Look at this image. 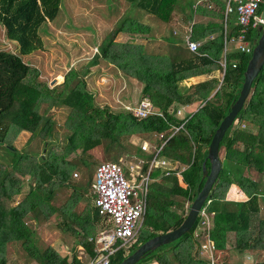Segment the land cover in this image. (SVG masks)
Wrapping results in <instances>:
<instances>
[{"label": "trees", "instance_id": "obj_1", "mask_svg": "<svg viewBox=\"0 0 264 264\" xmlns=\"http://www.w3.org/2000/svg\"><path fill=\"white\" fill-rule=\"evenodd\" d=\"M126 1L152 16L157 23H144L128 15L122 17L90 63L94 66L105 61L116 67L123 77L139 82L140 97L147 98L152 107L161 112L160 117L137 120L124 109L114 111L108 106L100 107L84 79L90 74L89 69H70L61 83L52 87L39 81L36 69L19 56L43 50L40 32L57 16L60 0H0V25L9 42L19 50V56L0 52V143L8 142L9 133H12L11 139L19 131L32 134L11 169L0 164V239L3 243H17L27 262L83 264L77 256V247L83 249L89 262L95 258L94 241L101 231L102 218L85 196L86 191L82 192L71 175L75 171L88 173L89 180L91 177L93 181L99 164L92 153L96 147L100 148L105 162L119 164L123 155L143 159L141 173L144 174L155 154L143 153L139 146L129 142L131 137L152 144L151 138L159 136L156 158L177 164L179 175L177 177L175 171L165 175L158 168L149 172L152 182L145 229L129 253H116L110 264H121L147 240L181 225L186 213L177 212L175 207L191 202L201 190L202 164L208 146L238 96L249 55L229 53L221 82L214 75L220 73L218 63L223 42L221 0H211L214 9L202 10L206 21L193 25L192 38L203 40L196 53L188 50L183 39L171 32H160L159 23L166 25L176 12L181 13L184 20L192 18V7L199 0ZM261 10H264V0H260L258 15ZM225 28L228 36L235 35L234 16L227 17ZM119 33L127 34L128 39L117 42L115 37ZM210 35L213 37L209 38ZM137 36L142 43L135 42ZM248 37L251 42L256 40L258 31H249ZM232 63L234 68L230 67ZM199 76L207 78L193 84L191 78ZM248 95L237 115V123L229 127L220 142L222 167L204 207L211 215L210 238L219 252L231 249L240 255L247 253L253 259L261 254L257 264H264V188L260 183L264 177V63ZM195 103L197 107L191 115L184 119L175 116L177 106ZM51 107L66 110L59 128L55 120L45 114ZM243 125L245 129L241 128ZM60 128L61 138L58 139ZM9 147L17 152L14 146L9 144ZM206 169H210L208 162ZM25 177L32 180L34 189L10 206L20 194V182ZM232 187L244 198L228 197ZM61 191L68 193H64V201L56 208L52 203L49 205ZM82 200L85 202L79 208ZM49 215L56 220L61 217L63 231L75 240V245L69 249L71 261L38 243L32 225H41ZM199 220L197 218L189 232L159 246L138 264H208L200 253L201 242L196 236ZM0 264H5L2 258Z\"/></svg>", "mask_w": 264, "mask_h": 264}, {"label": "rangeland", "instance_id": "obj_2", "mask_svg": "<svg viewBox=\"0 0 264 264\" xmlns=\"http://www.w3.org/2000/svg\"><path fill=\"white\" fill-rule=\"evenodd\" d=\"M125 3L127 6L121 9L117 6H110L108 3L105 5H97L95 0H60L57 16L52 22L47 23V25L43 27L46 29L45 31L40 32L41 39L43 40V50L37 51L28 56H19L17 45L9 42V40L6 38L4 28L0 25V52L11 53L22 58L24 63L28 64L31 68L36 69L38 72L37 79L46 83V85L49 87L61 83L63 75L70 69L84 71L86 68H88L90 74L84 79L88 85V89L94 95L96 104H98L100 107L108 106L114 111L121 110L127 106H122L119 101L126 99L125 97L127 95L129 97L132 95H134L133 97H136L135 94H137L138 90H140L141 84L135 80H130L124 77L125 81L128 83L131 82L128 88L125 85L123 86V79L120 77V75L116 74L117 72L114 71L111 66H105L107 65L105 61H100V64L98 65L100 69L99 72H97L95 68H92V65L89 66L88 63L92 61L95 55L98 54L99 46L105 37L111 33L114 28H116L119 22V17H125L128 15L144 23H157L152 16H148L135 5L129 3V7L128 3ZM206 6H208V3H206L204 7L207 10H213L215 7L214 4L210 9ZM198 9H200V7H198L197 10ZM193 12L194 9L192 13ZM118 15L121 16L118 17ZM95 16H101L102 20L104 19V22L102 21V23L97 24L96 20L98 18ZM164 27V25L159 23L160 30H162L165 34L168 32V30L167 27ZM138 38L139 37L137 36L135 42L142 43V40ZM127 39L128 35L125 33H119L115 37L117 42H125ZM234 47L235 44L232 43L226 45L228 52L232 51ZM214 75L217 78L220 77L219 73H215ZM169 93L173 94L174 92L169 91ZM196 107L197 105H192L189 108L185 107L182 109L181 107L177 106L176 110H178V112L175 114V116L177 118L186 117L190 113L192 114ZM45 114L54 119L56 122V127L59 128V126H61L65 120L66 110L58 107H51L50 109H46ZM236 123L237 121L235 124ZM241 128L245 129L246 125L241 126ZM60 132H62V128H60L59 132L57 133L58 139L61 138ZM11 136L12 133H9L7 136L8 144L6 142L0 143V164H6L8 169L12 168V162L15 161L18 157V154L23 153L25 148L28 146L32 134L27 131H19L13 137V139H11ZM158 137L159 136H154L151 138L153 141L152 144L148 143L147 141H142L136 137H131L129 142L133 145L139 146V148L141 147L142 143L145 142L148 145V151H141L148 154L154 152L155 154L157 151L156 142ZM9 144L14 146L17 152L11 151ZM92 153L98 163L105 162L102 159L99 147L94 148ZM156 160L158 162H165L164 166L158 165L159 167H163L158 168L161 171H172V169L177 166V164L169 163L162 159ZM118 162L119 166L128 170L130 167L141 166L143 159L130 155H123ZM71 176L72 179H74L77 184L82 187V192L83 189L86 191L85 196L89 197L90 203L92 205V197H90L92 178L90 177L89 180L90 175L88 173L80 174L79 172L75 171V173H72ZM260 183L261 187L264 188V177L260 180ZM30 189H34L32 180L28 179L27 177L23 178L20 182V194L16 196L14 203H10V206L15 205L21 199L22 195ZM229 192L231 195H233V197L238 198L236 196L238 195V189L236 187H232ZM64 193L65 192L62 191L57 192L53 201L49 202V205L53 204L54 208L60 205L64 201ZM65 195H68V193L66 192ZM83 202H85V200H82L79 203V208L82 207ZM28 222H30L31 225L34 224L33 221L28 220ZM61 222V217L56 220L55 217L49 215L41 225H32V227L36 233L35 236L37 237L38 243L41 246H49L54 251H56L58 255L61 256V258L67 256L69 261H71L72 254L69 249L75 245V240L63 231ZM100 224L99 230H102L105 225L103 219L101 220ZM210 224L211 222L209 221V225ZM144 229L145 225L143 220L140 232ZM197 234L201 243L203 242L204 237L207 238L205 232L200 231L199 233L198 231ZM200 253L202 256H204V258H206V253L204 250ZM77 256L83 264H89L87 255L81 247H77ZM0 258L4 260L5 264H35L34 262H27L25 260L24 255L17 243H3L1 239ZM220 260L221 264H236L235 262H232L234 259H230V255L226 254L225 252H220Z\"/></svg>", "mask_w": 264, "mask_h": 264}, {"label": "built area", "instance_id": "obj_3", "mask_svg": "<svg viewBox=\"0 0 264 264\" xmlns=\"http://www.w3.org/2000/svg\"><path fill=\"white\" fill-rule=\"evenodd\" d=\"M223 4V49L219 61L220 82L227 67L226 54L227 44H235L236 52L250 55L252 43L248 37L249 31L257 30L263 22L257 14L260 0H221ZM234 16V24L237 27L234 36L227 37L225 20L228 16ZM193 22L190 21L185 28L183 42L188 50L196 53L200 43L191 38ZM231 68L235 65L232 63ZM124 110L137 120L145 119L148 116H158L160 111L152 107L147 98H141L135 107H125ZM140 150L148 151L147 143L143 142ZM159 150L150 162V166H164L165 162L156 161ZM176 168L172 169L174 171ZM170 171H167V175ZM76 176V175H75ZM138 178V180H136ZM148 172L145 175L134 173L133 177L127 178L122 168L113 162H101L96 166L93 174V181L90 186L92 195V205L98 215L105 222L104 229L96 237L95 253L96 256L89 264H110L111 258L122 251L127 255L131 248L137 243L140 229L147 212L148 191H149ZM191 202H187L183 212L187 213ZM210 213L203 206L197 218H200L198 230L205 232L207 238H203L200 245V252L204 250L208 264H218L220 252L216 249L214 242L210 238L212 224ZM208 221V222H207ZM196 232V236H198ZM92 241V239H89Z\"/></svg>", "mask_w": 264, "mask_h": 264}, {"label": "water", "instance_id": "obj_4", "mask_svg": "<svg viewBox=\"0 0 264 264\" xmlns=\"http://www.w3.org/2000/svg\"><path fill=\"white\" fill-rule=\"evenodd\" d=\"M259 19L263 24L257 29L258 38L252 42V50L242 74V83L238 96L229 107L228 114L223 118L211 139L207 150L206 160L202 164L203 186L191 201L183 222L177 228L166 233L158 234L141 244L133 253L128 255L121 264H138L148 253L156 250L159 246L166 245L177 239L179 236H182L184 233L189 232L196 222L199 212L204 206L205 201L208 199L211 188L215 184L221 171L222 165L219 157L220 142L229 127L236 122L237 115L243 108L249 96L248 94L250 92L251 83L264 63V10L260 11ZM206 162L210 165L209 171L206 169Z\"/></svg>", "mask_w": 264, "mask_h": 264}, {"label": "crops", "instance_id": "obj_5", "mask_svg": "<svg viewBox=\"0 0 264 264\" xmlns=\"http://www.w3.org/2000/svg\"><path fill=\"white\" fill-rule=\"evenodd\" d=\"M95 2L97 3V5H105V4H107L108 3V5H110V6H117V7H119V8H121V9H123L124 7H126L127 5H126V3L125 2H127L126 0H95ZM128 3V2H127ZM204 3V4H203ZM206 3H208V6H206L207 8H211V6L213 5V3L211 2V0H199V1H197L194 5H193V9H194V12H193V14H192V18H190V19H186V20H184V17H183V15L181 14V13H178V12H176L175 13V15H173L172 16V19H171V21L169 22V23H167L166 25H164L165 27L164 28H166L167 27V30H168V32H171L176 38H183V36H184V32H185V28H186V26L189 24V22L190 21H192L193 22V25L196 23V22H204V21H206L205 20V18L202 16V10H204L205 8V4ZM128 6L130 7V5H129V3H128ZM198 7H200V9H198L197 10V8ZM207 10V9H206ZM122 12H123V10H122ZM124 14V13H123ZM223 14V13H222ZM119 16H121V15H118V17ZM95 17H97V16H95ZM98 19L96 20V23L97 24H100V23H102V21L104 22V19L102 20V18H101V16L100 17H97ZM121 18L122 17H119L118 19H119V21L121 20ZM117 19V20H118ZM116 20V21H117ZM87 28H89V27H87ZM192 29H193V26H192ZM157 32H158V27H157ZM159 31L160 32H162V33H164L162 30H160V28H159ZM167 32V33H168ZM167 33H165V34H167ZM226 35H227V29H226ZM129 37V36H128ZM213 36L212 35H210L209 36V38H212ZM227 37H230V36H228L227 35ZM191 38H192V35H191ZM138 39H140V38H138ZM193 39V38H192ZM135 40H136V38H135ZM194 40H196V39H194ZM196 42H199L200 43V45H201V43H202V40H196ZM250 42H251V40H250ZM252 42H253V40H252ZM251 42V43H252ZM235 48V47H234ZM234 48L232 49V51H230V52H228L227 54H226V57H227V55L229 54V53H231V52H234V53H239V52H236L235 50H234ZM222 49H223V42H222ZM242 54V53H241ZM221 56H222V51H221ZM226 61H227V58H226ZM91 62V61H90ZM88 63L89 64V66H91V63ZM228 63V62H227ZM100 64V62H98L97 64H95L92 68H95V70L97 71V72H99V67H98V65ZM107 64V63H106ZM105 66H107V67H109V66H111V68H113V70L114 71H116L117 73V75H120V77L123 79V86L125 85L126 87H128L129 85H130V83L131 82H127V81H125V78L120 74V71L116 68V67H114V66H112V65H105ZM85 70H88V68H86ZM220 74V73H219ZM114 78H116L115 76H113ZM206 76H199V77H194V78H191V82L193 83V84H196V83H198V82H201V81H204V80H206ZM220 78V77H219ZM131 80V79H130ZM194 80V81H193ZM196 82V83H195ZM133 84V83H132ZM129 88V87H128ZM134 95H132L131 97H129L128 95L125 97L126 99H123V100H118L119 101V103L122 105V106H127V107H135L136 106V104H137V102L141 99V97H140V90H138V92H137V94H135V96L136 97H133ZM197 104L195 103L193 106H196ZM192 106V105H191ZM179 107H181L182 109L183 108H185V107H190V106H179ZM124 109V108H123ZM178 112V110H176V112H175V114ZM179 113H181V112H179ZM189 115H191V113L189 114ZM187 117V116H186ZM185 117H181V118H178V119H184ZM156 159H158V158H156ZM152 160V159H151ZM163 160V159H162ZM157 161V160H156ZM158 162V161H157ZM119 165V164H118ZM121 167V166H120ZM122 168V167H121ZM155 168H163V167H159L158 165H157V163H156V165H154L153 167L152 166H150V164L148 165V168H147V171L144 173V174H142L141 173V166H134V167H130L128 170L127 169H125V171L123 170V173H124V175L127 177V178H130V177H133V175H134V173H138L139 175H145L147 172H148V178H149V172L152 170V169H155ZM164 168H166V167H164ZM176 169L174 170L175 172H176V176L178 177V175H179V170H178V166H176L175 167ZM182 170V169H181ZM174 171H170V172H174ZM165 172V175H167L166 173H167V171H164ZM169 172V173H170ZM168 173V174H169ZM136 180H138V178H136ZM149 181H150V183L152 182V179H150L149 178ZM150 183H149V186H150ZM148 193H149V191H148ZM238 198H236V197H233V195H231V193L229 192V194H228V197H230V198H232V199H234V200H241V199H243L244 197H243V195H241L239 192H238V195H236ZM188 201H186L182 206H176L175 207V210L177 211V212H179V213H183V209H184V206H185V204L187 203ZM147 208H148V205H147ZM147 213V212H146ZM185 213V212H184ZM104 228V227H103ZM226 254H228V255H230V259H234V261H232V262H235L236 264H257V262H260V260H261V254L258 256V258H257V256H256V258L255 259H253L252 258V256L251 255H249V254H247V253H243L242 255H240V254H237L234 250H229V251H227V252H225Z\"/></svg>", "mask_w": 264, "mask_h": 264}]
</instances>
